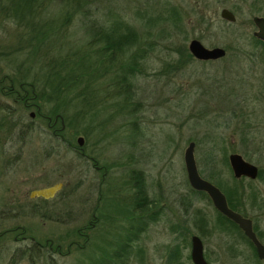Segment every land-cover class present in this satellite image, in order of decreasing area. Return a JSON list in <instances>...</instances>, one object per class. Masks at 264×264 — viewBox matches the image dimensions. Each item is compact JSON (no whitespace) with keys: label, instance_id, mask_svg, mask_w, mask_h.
Segmentation results:
<instances>
[{"label":"rangeland","instance_id":"374dc122","mask_svg":"<svg viewBox=\"0 0 264 264\" xmlns=\"http://www.w3.org/2000/svg\"><path fill=\"white\" fill-rule=\"evenodd\" d=\"M252 2L94 0L99 18L108 10L122 14L140 33L143 49L152 45L140 62L142 74L131 79L135 95L132 112L114 113V117L101 115V127L96 124L87 139L76 134L71 137L73 146L81 137L85 152L102 167L96 174L91 163L70 148L54 147L56 142L47 135V123L30 118L35 110L18 113L24 117L20 125L21 118L12 111L13 100L0 92V232L28 226L26 236L41 243L65 238L63 252L72 240L83 244L88 237L87 244H94L99 255L98 245L105 247L99 239L121 242V228L129 226L125 219L131 210L125 200L133 192L123 182L136 174L147 201L152 203L151 217L145 219L143 231L131 234L130 246L123 252L128 257L117 264H178L177 259L180 264H192V236L201 240L210 264H264L237 231L219 222L207 199L191 192L183 161L187 145L194 142L200 176L224 192L236 191L242 210L253 217L264 243V53L249 38L255 30L251 24L253 11L249 12ZM166 3L167 7L180 8L184 19L179 28L168 22L161 35L157 34L159 25L151 30L138 13L147 10V5L158 11ZM58 7H51L46 14L51 16ZM223 8L236 15V23L220 18ZM81 24L75 21L70 27L72 39L83 35ZM12 25L5 19L0 21V54L10 45ZM193 39L206 48L224 49L225 57L214 62L190 59L186 63L177 49L182 45L188 48ZM8 63L9 58L0 56V79L11 75ZM25 126H35V130L22 134L27 131ZM232 153L260 168L257 180L234 182L226 163ZM104 173V191L107 188L110 193L104 203H99L102 214L98 215L96 230H90L95 186L102 183ZM59 184L52 198L31 197L34 191ZM84 226L86 237L74 235ZM20 245L11 236L0 264H7ZM87 253L84 248L79 253L72 247L66 257L49 255L56 260L52 264H88L89 259L98 264Z\"/></svg>","mask_w":264,"mask_h":264},{"label":"trees","instance_id":"16d2710c","mask_svg":"<svg viewBox=\"0 0 264 264\" xmlns=\"http://www.w3.org/2000/svg\"><path fill=\"white\" fill-rule=\"evenodd\" d=\"M55 5L59 7L48 16L46 11ZM167 5L168 3L163 4L164 7L155 12L150 9L152 5H147L150 8L144 9L138 15L151 30L159 25L157 34L163 35L168 22L179 28L184 19L180 8ZM97 14L94 0H0V21L5 19L14 24L10 33V45L0 54L1 57L9 58L8 64L11 65V75L2 77L0 84L13 86V91L8 96H3L13 100V112L17 114L27 112L24 102L28 99L31 110L36 111L35 117L44 120L50 126L47 127L49 131L60 132V137H50L56 142L54 147L65 145L72 151L73 148H81L85 155L88 154L83 145L73 146L71 137L76 134L87 139L91 129L99 123L101 115L114 117V113L131 114L135 99L131 79L142 74L140 62L147 51L152 49L149 44L143 49L140 33L123 19L122 14L110 10L103 18H99ZM79 16L82 17L80 20L77 18ZM75 21L82 22L83 35L72 39L69 31ZM249 38L264 53V43L253 36ZM177 52L184 56L186 63L194 59L186 46H180ZM186 63L183 61V64ZM17 114L21 118V125L24 117ZM55 118L56 125L53 124ZM82 126L84 129L81 131ZM97 127H101V124ZM33 130L35 126L27 128L28 132ZM84 160L88 162L85 158ZM226 163L229 164L228 160ZM233 180L241 181L234 177ZM110 186L113 189V185ZM123 186L132 191L133 195L125 200L130 206L131 214L126 218L130 221L129 226L122 227L119 233L122 241L99 239L101 245H105L104 248L98 245L99 255L93 248L94 244H87V239L81 244V250L75 248L79 253L83 248L88 250L87 255H93L92 259L96 258L98 264H106L111 260L117 264L118 260L128 257L123 252L130 246L131 234L142 231L131 222L133 219L136 224L139 221L142 204L146 211L149 207L147 199L141 197L138 175H131L130 181L123 182ZM216 187L222 191L219 186ZM191 192L211 203L205 192L193 189ZM222 192L232 205L240 202L236 191ZM103 193L107 196L110 192L106 188ZM115 200L113 196L112 202ZM216 213L224 227L238 231L236 224L217 211ZM147 217L151 216L147 214ZM89 260L88 264H94ZM177 263L180 264L179 259Z\"/></svg>","mask_w":264,"mask_h":264},{"label":"flooded vegetation","instance_id":"af4514ba","mask_svg":"<svg viewBox=\"0 0 264 264\" xmlns=\"http://www.w3.org/2000/svg\"><path fill=\"white\" fill-rule=\"evenodd\" d=\"M249 8H250L249 12L253 11L252 12L253 15L251 16V24H252L253 28H255V30H254V32H255L257 30V28H256V26L254 24V19L255 18H261V19L264 20V0H253V2L251 3V7H249ZM223 9H227V8H223ZM227 10H229V9H227ZM230 12L235 16V22L229 23V24H234V23H236L237 18H236V15L232 11H230ZM254 32L252 33V36L254 38H256L254 36ZM193 40H196V39H193ZM188 46H189V44H188ZM213 48H219V47H213ZM208 49H212V48H208ZM225 55H226V51H225ZM225 55L223 57H225ZM223 57H221L219 59H215V60H205V61L197 60L195 58L194 59L196 61H199V62H214V61H218V60L223 59ZM0 90H1V92L3 94L8 96V94H10V92L13 91V86L12 85L3 86V87H0ZM24 105H25L27 111L31 110V103L28 101V99H27V101L24 102ZM13 110L14 109H12V111ZM29 116H30L31 119H33V118H35V113L34 112H30ZM53 124H55V125L57 124V118H55V121H54ZM47 127L50 128V126L48 124H47ZM26 128H28V126ZM48 130H50V129H48ZM21 133L22 134L26 133V135H27L28 131L21 132ZM29 133H32V131H30ZM47 135H50V136H53V137L57 138V137H60V132H57L56 130L47 131ZM73 150H74V153L76 155L80 156V159L81 158L82 159L85 158L88 162L91 163V167L96 172V174L102 170V167L98 166V163L92 157H90L88 155H85L81 148L80 149H74L73 148ZM257 169H258V176H257V178H258L259 174H261V171H260V168L257 167ZM104 178H105V173L102 175V183L101 182L100 183L97 182V184L95 186L96 192H97V196H95L96 201L94 200V202H93L94 203V207L92 208V215H91L92 220L90 222L91 226L89 227L90 230H94V229L96 230V227L99 224V219L100 218L98 217V215L102 214V213H100V205H99V203H104L108 199V196H106V195L104 196V193H103L104 192V185H105L104 184L105 183L104 182ZM257 178L255 180H257ZM238 180H250V179L245 178V177H241ZM255 180H250V181H255ZM139 181H141V180L139 179ZM223 195L225 196L224 193H223ZM141 197H142V199H144V198H145V200L147 199L146 195L144 194V192L142 190V186H141ZM225 199H226V196H225ZM226 202H227V206H228L229 209H231L232 211H234L237 214L241 215L243 218L249 219L251 221L252 230H253L257 240L264 246V243L262 241L263 237H261V235L258 234V232L256 231V227H255V223H254L253 217L248 216V214L245 211L242 210V208H243L241 206L242 203L234 202L235 204L233 203V205H232V203H229L227 201V199H226ZM151 205H152V203L150 202L148 210L146 211L144 205L142 204L143 209H142L141 212H139V217H140L139 221L141 220V222H139L137 220V224L133 223L134 227L137 225V227L142 229V231L146 228L145 225H143V224H145V222H146L145 219L147 217V214H149V215L151 214V212H149L150 211V207H152ZM133 220L131 222H136L135 219H133ZM125 222L127 223V225L130 224L129 223L130 221L128 222L127 219H125ZM85 228H87V226L77 228L75 230V232H74V235H76L79 238H81L83 236L86 237V235L83 234V230ZM27 229H28V226L27 227L26 226H24V227H22V226H13V227H9V228L3 229L0 232V263L3 262L5 257H6V253H7L8 249H9L8 248V242L10 241L11 236H12V240L14 242L19 241V242L22 243V245H20V247L18 249H16L15 251L12 252L11 257L8 260L7 264H52V263H55L56 260H55V258L53 256L49 255L50 253L54 254V255H56V256H58L60 258H63V257H66V256L71 254V248L72 247L78 248L80 250L82 248L81 247L82 245L79 242H77L76 240H72L71 242L68 243V246L66 247L65 251L63 252V250H62V245L63 244L62 243L66 241L65 238L61 239V241H59L60 240L59 238H61V237H59L58 238L59 242L57 240H55V239H45L44 243H41V242L35 240L34 237L26 236V233L28 231ZM237 230H238L237 231L238 234L241 236V239L244 240L247 243V245L252 249V251L254 250L253 252H254L255 256L258 258L257 253H256V249H255L254 245L252 244V242L250 241V239L243 234V232L240 230V228L238 226H237ZM85 239L88 240V237H86ZM54 243L56 244L55 246H54ZM260 261H262V260H260ZM5 264H6V262H5ZM61 264H63V263H61Z\"/></svg>","mask_w":264,"mask_h":264},{"label":"water","instance_id":"95a60500","mask_svg":"<svg viewBox=\"0 0 264 264\" xmlns=\"http://www.w3.org/2000/svg\"><path fill=\"white\" fill-rule=\"evenodd\" d=\"M220 18L228 23L235 22V16L227 9L220 11ZM254 24L257 30L254 36L264 42V20L255 18ZM189 52L197 60H215L223 57L225 51L222 48H205L199 41L192 40L188 46ZM77 144L82 146L83 139L79 137ZM195 143L190 142L183 155L184 168L188 185L195 191L205 192L211 201L213 208L225 216L227 219L233 221L243 232V234L250 239L256 249L257 256L264 261V246L257 240L249 219L243 218L241 215L228 208L225 196L215 185L202 178L198 172L197 165L194 158ZM229 166L231 168L233 177L239 179L241 177L255 180L258 176L257 167L246 161L241 155L232 153L228 156ZM61 185L41 189L31 193V197L49 199L60 189ZM190 245V260L192 264H210L204 258L203 245L197 236H192Z\"/></svg>","mask_w":264,"mask_h":264}]
</instances>
